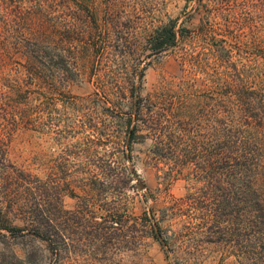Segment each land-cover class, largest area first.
I'll return each mask as SVG.
<instances>
[{
	"label": "rangeland",
	"instance_id": "rangeland-1",
	"mask_svg": "<svg viewBox=\"0 0 264 264\" xmlns=\"http://www.w3.org/2000/svg\"><path fill=\"white\" fill-rule=\"evenodd\" d=\"M44 1L55 7L52 24L46 19L49 30L56 21L59 24V17L70 16V22L87 33L89 45L70 37L76 49L68 53L76 68L65 77L58 75L64 81H57L54 87L22 81L21 68L6 55L10 12L0 0V264H235L236 249L209 245L201 239L189 241L182 226L187 214L182 223L175 221L179 224L174 230L182 231L184 238L177 241V249L168 258L162 246L148 237L134 247L127 237L130 244L113 247L105 256L97 239L74 233L75 224L84 219L74 212L85 209L84 202H88V192L81 191L83 180L99 174L98 166L101 170L106 161L115 166L124 162L119 151L127 136L129 116L134 113L127 87L134 71L146 64L150 52H145L147 37L152 30L176 21L177 30L187 28L196 36L216 35V40H224L233 50L240 47L252 66L263 68L264 0ZM34 2L26 0L25 5L38 4ZM38 27L35 22V29ZM53 34L47 33L44 41ZM123 48L133 50L132 56L122 59ZM180 51L171 49L146 61L140 96L148 101L141 114L134 115L139 134L146 138L134 143L132 164L148 189L146 196L134 190L126 194L129 210L136 217L151 209L158 216L160 210L186 201L194 192L192 188L199 189L192 187L190 180L200 165L180 173L184 156L189 154L188 158L201 161L203 167L202 160L209 154L205 149L211 142V124L205 122L202 130L190 113L187 121L183 119V125L188 126L185 134L179 129L178 107L170 109L168 105L167 99L179 91L180 77L187 74L181 59L184 52ZM233 56L234 61L239 60L238 55ZM185 68L189 69L187 62ZM18 86L24 90L19 91ZM167 127L175 134L170 135ZM174 142L180 144L178 151L170 145ZM186 145L188 150L181 152ZM46 181L56 190L43 187L41 182ZM42 194L52 198L60 194L64 209L73 213L60 219L61 229L68 230V235L62 231L68 250L61 244L58 256L36 234L34 211L44 205ZM181 210L190 213L187 205ZM173 220L169 218L163 225L168 228Z\"/></svg>",
	"mask_w": 264,
	"mask_h": 264
},
{
	"label": "trees",
	"instance_id": "trees-1",
	"mask_svg": "<svg viewBox=\"0 0 264 264\" xmlns=\"http://www.w3.org/2000/svg\"><path fill=\"white\" fill-rule=\"evenodd\" d=\"M4 1L10 12L6 22L9 38L6 55L10 62L21 68L22 81L26 79L38 87L46 84L48 88L54 87L59 80L64 81L58 75L65 77L66 73L76 68L74 59L68 53L76 49L70 40L75 37L87 46V33L70 22V16L59 17V24L56 21L49 30L46 21L52 24L51 10L55 7L47 1L35 0L34 3L38 4H30L29 8L25 5L26 0ZM35 22L40 28L35 29ZM51 32H54L53 37L44 41L47 33L50 35ZM223 41L216 40V35L196 36L187 28L177 30L176 21L172 20L156 27L148 35L145 52H150L146 55V64L153 56L171 49L184 52L181 59L187 76L180 77L179 91L167 99L168 105L170 109L178 107L182 120L179 129L185 134L188 126L183 122L188 120L186 118L190 113L193 114L194 124L198 121L197 126H201L202 130L205 122L211 124V142L205 149L209 154L202 160L203 167L199 164L201 161L188 158L189 154L184 156L186 159L182 161L180 173L200 165L195 178L190 180L192 187L199 189L192 188L194 192L186 201L182 199L160 210L158 216L153 209L145 211L140 217L130 212L127 192L134 190L137 195L143 193L146 196L148 189L132 164L134 143L146 138L139 134L140 128L134 115H140L144 103L148 101L140 96L146 64L141 70H135L127 87L134 101V113L129 116L127 136L121 146L123 149L119 151L124 162L115 166L106 161L101 170L98 166L99 174L83 180L81 191L88 192V202H84L85 209L74 212L84 218V221L75 224L77 229L74 233L81 236L87 233L97 239L105 256L113 247L130 244L127 237L131 238L132 247L148 237L158 242L169 258L171 251L177 249V241L184 238L182 231L174 230L179 224L175 221L180 219L182 223L187 214L182 226L184 233L189 235V241L201 239L209 245L220 244L236 249L235 264H264V67L252 66L240 47L233 50ZM120 51L122 59L131 57L133 52L126 48ZM234 53L238 55V61L233 60ZM186 62L189 69L185 68ZM17 89L22 91L24 87L18 86ZM167 130L170 135L175 134L173 129L167 127ZM203 138L206 139L204 133ZM170 145L175 151L180 148L177 142ZM194 146L192 149L195 151ZM189 147L186 145L180 151L186 152ZM44 184L49 190H56L54 184L41 182L43 187ZM43 195L40 196L44 205L34 211V219L38 223L36 234L48 242L58 256L62 252L61 244L65 246L64 251L68 250L65 239L68 230L61 229L60 219L62 215L73 213L64 209L60 194L54 198ZM71 195L75 197L74 192ZM94 198L100 204H95ZM186 205L189 215L186 210H181ZM169 218L174 219V223L166 228L163 224Z\"/></svg>",
	"mask_w": 264,
	"mask_h": 264
}]
</instances>
